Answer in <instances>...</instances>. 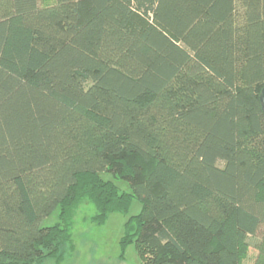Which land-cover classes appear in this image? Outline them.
<instances>
[{"label": "trees", "instance_id": "16d2710c", "mask_svg": "<svg viewBox=\"0 0 264 264\" xmlns=\"http://www.w3.org/2000/svg\"><path fill=\"white\" fill-rule=\"evenodd\" d=\"M263 87L264 0H0V264L60 259L82 200L139 203L121 259L264 264Z\"/></svg>", "mask_w": 264, "mask_h": 264}, {"label": "rangeland", "instance_id": "374dc122", "mask_svg": "<svg viewBox=\"0 0 264 264\" xmlns=\"http://www.w3.org/2000/svg\"><path fill=\"white\" fill-rule=\"evenodd\" d=\"M222 165L221 162H218ZM121 190H129L126 182L116 180ZM139 203L133 202L127 214L113 213L104 224L98 225L92 220L96 210L88 200L80 201L73 209L70 217V242L59 246L60 259L44 258L36 264H139L133 245L126 248L124 257L119 258L118 240L123 232V223L130 214L139 211ZM58 210L52 213L44 225L59 222ZM256 251L249 250L251 258Z\"/></svg>", "mask_w": 264, "mask_h": 264}, {"label": "water", "instance_id": "95a60500", "mask_svg": "<svg viewBox=\"0 0 264 264\" xmlns=\"http://www.w3.org/2000/svg\"><path fill=\"white\" fill-rule=\"evenodd\" d=\"M259 101H260L262 112L264 114V87L260 90Z\"/></svg>", "mask_w": 264, "mask_h": 264}]
</instances>
